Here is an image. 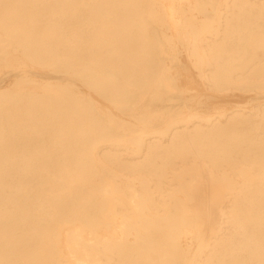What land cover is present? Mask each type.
Here are the masks:
<instances>
[{
	"label": "bare ground",
	"instance_id": "1",
	"mask_svg": "<svg viewBox=\"0 0 264 264\" xmlns=\"http://www.w3.org/2000/svg\"><path fill=\"white\" fill-rule=\"evenodd\" d=\"M0 264H264V0H0Z\"/></svg>",
	"mask_w": 264,
	"mask_h": 264
},
{
	"label": "rangeland",
	"instance_id": "2",
	"mask_svg": "<svg viewBox=\"0 0 264 264\" xmlns=\"http://www.w3.org/2000/svg\"><path fill=\"white\" fill-rule=\"evenodd\" d=\"M210 100L213 101L214 105L220 104V103L228 105V104H234L236 102H244L246 100V98L243 96H232V97H227V98H223V99H221L220 97H217V98L213 97Z\"/></svg>",
	"mask_w": 264,
	"mask_h": 264
}]
</instances>
